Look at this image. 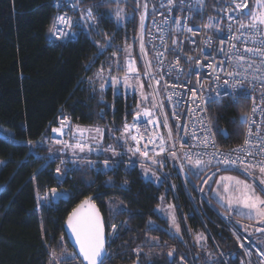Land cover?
I'll return each instance as SVG.
<instances>
[{"label":"trees","instance_id":"trees-1","mask_svg":"<svg viewBox=\"0 0 264 264\" xmlns=\"http://www.w3.org/2000/svg\"><path fill=\"white\" fill-rule=\"evenodd\" d=\"M52 2L0 0V124L13 133L12 139L0 135L4 160L0 166V264H82L77 254L73 256L63 225L72 208L91 195L105 219L109 255L104 264H129L136 259L141 264H200L202 254L194 249L190 229L207 234L208 249L224 259L217 264H239L237 238L192 190H178L188 227L180 236L171 233L166 219L156 212L165 185L145 180L139 166H129L125 156L110 159L113 167L107 170L83 162L72 164L63 174L56 172L60 159L48 154V145L35 141L58 115L68 114L82 126L101 124L110 129L138 112L134 94L116 93L110 84L102 88L88 80L97 68H114L116 54L120 69L125 48L136 41L138 17L130 9V16L117 23L111 1L81 0L80 6L92 7L100 32L87 33L84 26H77L81 18L75 14L76 37L60 41L50 37L55 16ZM248 107L244 97L210 103V123L220 146L242 140L241 115ZM111 130L116 135L112 142L119 148L120 135ZM53 188L67 195L39 204L37 193Z\"/></svg>","mask_w":264,"mask_h":264},{"label":"built area","instance_id":"built-area-1","mask_svg":"<svg viewBox=\"0 0 264 264\" xmlns=\"http://www.w3.org/2000/svg\"><path fill=\"white\" fill-rule=\"evenodd\" d=\"M80 2L81 0H79L78 6L74 8L72 5L75 0H53L54 18L58 15L71 17L73 24L70 31L78 33L74 18L75 14H78L80 18H84L81 19V22L85 31L90 33ZM142 2L144 5L147 4V9L143 7L145 18L140 36V44L143 45L142 57L145 61L146 70L149 71V81L154 89L153 92L159 96V106L141 109L139 111L141 116L138 120H135L133 116L131 120L124 121L121 125H112L110 129L117 131L120 136L124 135L123 142L126 151H128L129 148L134 150L137 143L123 133V127L125 123L130 126L136 125L130 131L133 135L138 136L141 152L134 155L133 152L128 151L129 156L136 161L147 162L161 158L168 163L172 159L176 164H180L182 161L189 162V159L185 157L187 154L191 163L201 159L206 165L213 167L243 170L239 162L237 165H231L224 164L223 160L243 156L242 153H234L231 150L244 144L249 125L245 123L244 136L239 143L225 147L220 146L216 136H214L208 107L213 100L230 98L232 101H237L244 97L249 101L247 114H251L254 104L264 108V97L261 95L264 92V80L254 78L264 76V68L256 71L261 57L244 52L245 47H260V45L251 40L244 42L243 38L230 40L234 35L240 34L237 21L247 23L249 20V15L246 14L250 11L249 0H235V3H247V7L240 9H236L233 0H203L202 10L199 12L196 11L197 7H200L197 0H183V5H181L180 0H175L171 6H168V0H142ZM162 4L164 7L161 6ZM229 16L234 19L229 21ZM209 17L214 18L211 23L216 27H205L209 23ZM230 24L231 29L229 28ZM56 27L63 28L64 26L58 24ZM186 28H192L193 31L188 32ZM241 31H244L246 36L251 35L247 30ZM50 37L62 41L74 39L76 36L56 39L51 34ZM221 40L225 41L224 44H221ZM205 41L208 43L206 44ZM233 43L239 49V53L231 47ZM219 49H223V51H219ZM158 53H162V55L158 56ZM238 54L254 60L253 67L248 68L247 63L243 67H238L236 64ZM115 56L117 65L119 63L117 54ZM189 57L191 59H188ZM129 60L135 61L134 67L138 70L137 60L128 55L124 57L120 65V72L124 75ZM210 64L215 66V71L208 66ZM99 70L100 68L94 70L88 78L90 84H98L102 81L103 75L102 77L96 75ZM230 72H239L242 75H227ZM117 74L118 72L115 71L112 77H117ZM135 75L130 74L129 78ZM225 80L228 81L227 90L230 93L228 95L224 94ZM237 81L244 85L249 93L247 96L240 94L239 89L232 87ZM110 85L115 92L116 83L110 81ZM193 91H195V97ZM145 109L150 112L149 116H143ZM165 117L167 118V126L164 123ZM253 118L257 124H260L261 120L264 119V113L258 110ZM62 120L67 126L63 127L61 132L54 133L52 129H60ZM148 121L152 122L148 123ZM171 122L174 127L171 126ZM77 124L70 115L60 114L57 116L55 124L35 142L58 148L60 151L75 149L66 145H74L80 142L75 136L74 127ZM137 128H139V133ZM169 131H171V138H169ZM252 131L256 132L255 125L252 126ZM261 134L264 135V125H261ZM150 137H155L154 142L148 143L145 149L144 145ZM160 137H163L164 152H160ZM205 140L208 141L207 146L202 143ZM256 143L253 139V144ZM144 151L148 152V157L141 154ZM249 151L258 152L259 148L250 147ZM172 153H175V156ZM258 159H264V156L254 157L250 162L255 164ZM209 160L211 163H207ZM245 161L246 163L249 162L247 157H245Z\"/></svg>","mask_w":264,"mask_h":264},{"label":"rangeland","instance_id":"rangeland-1","mask_svg":"<svg viewBox=\"0 0 264 264\" xmlns=\"http://www.w3.org/2000/svg\"><path fill=\"white\" fill-rule=\"evenodd\" d=\"M106 1V0H105ZM113 3L110 11L116 19V22H124V20L129 15V10H136V15L138 17V31L137 38L134 43H130L127 46L126 54L124 57L130 55L135 57L138 65V78L137 75L130 77L127 82L124 81V74L120 72V69L114 65V68H103V78L102 81L98 82L103 86H109L111 77L114 75L115 71L118 72L117 77L120 81L116 83L115 92L119 93H128L130 95L134 94L137 98L136 107L137 111H140L144 108H154L159 106V96L154 93V89L149 81V74L145 75L146 70L145 61L143 60V50L141 48V15L143 14L144 3L142 0H108ZM251 5V0H249V6ZM83 16L86 19L87 27L90 28L94 34L100 32L98 19L94 16V11L92 7H82ZM88 9L92 10L94 16L93 20H88L86 13ZM117 10L120 11L119 19L116 16ZM255 10V2L252 5L251 9ZM135 13V12H134ZM130 16V15H129ZM114 61L115 58L113 57ZM116 62V61H115ZM101 69V68H100ZM141 84L143 87H141ZM151 85V86H149ZM147 97L145 99L144 97ZM136 114V113H135ZM134 114V115H135ZM77 126L83 129H87L81 135L76 131ZM100 128L103 130V138H100V135L94 131V129ZM75 136L78 141L85 144V150L81 152L79 149H72L69 151H57L56 149L49 146L48 154L53 158H59L60 163L59 167L63 174L71 165H79L80 163L92 162L91 165H96L98 169H105V161L108 162V165L113 167V163L120 157H126L129 166H139L140 173L145 180H151L157 185L164 184L162 195L160 197V202L156 207V212L158 217L166 219L169 231L174 235H181V232L184 226L187 225V216L185 212L180 209V200L178 193L179 188L189 192L190 190L194 191L197 194L198 198L204 203L208 204L211 209L217 214L220 215V218L223 220L227 229L230 230L233 236L237 238V257L239 259V264H264V222L256 219L255 217L249 218L246 209L236 208L233 206L229 208L227 204V193L223 190L224 184H232L231 181L221 180V177L233 176L237 177L240 180H244L250 184H253L256 189V193L264 197V192L261 191L260 181L264 179V174L259 172V169H249L251 175L244 172L241 169H231L229 167H213L211 165H204L197 167L195 163L183 162L176 164L171 159L168 162L162 160L161 158L148 160L147 162L133 160L128 151H126L125 144L123 139H117L120 146L119 148L115 146L112 142L113 132L110 129H107L105 125H89L82 126L80 124L75 125ZM0 135L12 139V131L9 130L4 125L0 124ZM121 137V136H120ZM117 138V137H116ZM45 145V144H44ZM47 146V145H45ZM109 146L118 153L119 155H113L112 151H104L108 149ZM48 147V146H47ZM91 148L92 151H88V148ZM118 150V151H117ZM57 156V157H56ZM124 157V158H125ZM122 158V159H124ZM110 159L114 161H110ZM4 160L0 158V166L3 164ZM1 168V167H0ZM111 168V167H110ZM108 168V169H110ZM150 170V171H148ZM147 171L148 177H145V172ZM155 173V176L152 174ZM167 177V179H166ZM159 178V179H157ZM166 180V182H165ZM207 181V183H205ZM57 190V189H56ZM57 192L59 196L56 197V200L60 197H65L67 195L66 191L58 189ZM47 198V199H45ZM224 198V199H222ZM37 199H39V204L48 203L52 201L51 190L46 191L44 194L37 193ZM169 205L173 206L169 208ZM175 214L176 223L179 225V233L176 232L175 228L171 223V215ZM261 229V230H257ZM190 238L192 240L195 251L197 255L202 254V258H199L200 264H217L220 260H224L221 257L222 254H216L215 251L212 253L207 246V234L203 231H191ZM204 237V239H199V237ZM154 242L153 239H150ZM243 245V246H241ZM206 250L208 258L203 256V251ZM75 264V263H73Z\"/></svg>","mask_w":264,"mask_h":264},{"label":"snow or ice","instance_id":"snow-or-ice-1","mask_svg":"<svg viewBox=\"0 0 264 264\" xmlns=\"http://www.w3.org/2000/svg\"><path fill=\"white\" fill-rule=\"evenodd\" d=\"M175 0H168V6L173 5ZM79 3V0H75V3H73V7H77ZM181 5H183V0H180ZM233 3H235V0H233ZM197 4L200 7H197L196 11H201L202 6H203V0H197ZM59 6V4H57ZM164 7V5H161ZM145 9H147V4L144 5ZM236 9H240L241 7H247V3L245 2L244 4L240 3H235ZM169 10H171L169 8ZM191 10V9H190ZM249 15V20L247 23L237 21L239 24V35H234L233 37L230 38V40H241L243 38L244 42H247L249 40L253 41L254 43H258L260 47H245L244 52L251 53L253 56H259L261 57L260 64L257 65L256 71H260L262 68H264V0H255V10H250L248 13ZM87 19L88 20H93L94 21V16L92 14V10L88 9L86 13ZM116 16L119 19L120 17V11L117 10ZM144 15H141V27L143 28V20H144ZM82 20L84 19L83 17L81 18ZM214 18L209 17V23L205 25V27L212 28L216 27V25H213L211 21ZM229 21H232L234 18L232 16L228 17ZM63 25V28H57L56 25ZM73 21L71 17H68L67 15H58L54 18L53 24L49 29V32L56 38H68L69 36H76L77 33L71 32V27H72ZM177 24H179V21H177ZM77 26L83 27V24L78 21ZM229 28L231 29V24L229 25ZM188 32H192V28H186ZM241 30H247L248 32L251 33V35H244V31ZM195 34V33H193ZM259 37V39H258ZM163 39V37H161ZM210 39V38H209ZM225 41L221 40V44H224ZM110 43V41H109ZM175 43V41H173ZM207 44L208 41H205ZM231 47L234 49L235 52L239 53V49H237L236 45L233 43L231 44ZM103 48V46H102ZM141 48L143 50V45H141ZM219 51H223V49H219ZM115 55V54H113ZM158 56L162 55V53H158ZM188 59H191L189 57ZM247 63L248 68H252L253 64L255 63L254 60H251L250 58H246L242 54H238L236 56V64L238 67H243L244 64ZM135 61L129 60L127 62L126 70H125V75H124V81L127 82L129 79L130 74H136L138 78V70L134 67ZM119 66V65H118ZM150 67V64L148 65ZM209 67H212L213 70L215 71V66L214 65H208ZM171 70V69H170ZM104 72V69L101 68L96 75L98 77H102ZM149 73L146 71L145 75H148ZM229 76H239L242 75V73L239 72H230L227 73ZM257 79L264 80V76L261 77H254ZM217 80H219V77H217ZM111 82L112 83H119L120 81L118 80L117 77H111ZM159 83V81H157ZM227 85L228 81H224V89H225V95L230 94L229 91L227 90ZM151 86V85H149ZM103 88V85H101ZM141 87L143 85L141 84ZM234 89H239L240 94L247 96L249 93L248 91L244 88V85L237 81L233 86ZM262 97H264V92H262ZM193 96L195 97V91H193ZM147 99V97H144ZM209 99H212V97H209ZM260 111L261 113H264V108H261L259 105L254 104L253 108L251 110V114L244 113L241 115V122L246 123L249 125L246 134H245V139H244V144L241 146H238L235 149H232L231 151L234 153H242L243 156H237L236 159H230L226 158L223 160L224 164H231V165H237V162H239V165L243 167V170L245 173L251 175V172L249 169H255L258 168L259 172L261 174H264V159H258L256 160L255 164L251 163L250 161L257 156H264V135L261 134V125H264V119L261 120L260 124H257L256 120L253 118L254 114L257 111ZM150 112L145 109L143 110V116H149ZM141 116V112L136 113V117L134 119H138ZM152 121H148V123H151ZM165 126H167V118L165 117L164 120ZM256 126V132L254 133L252 131V126ZM67 125L64 123V121H61V128H53L52 131L54 133L56 132H61L63 127H66ZM136 127L135 124L129 125L127 123L124 124L123 127V133L127 134V136L132 140L137 143V147L133 150L132 148H129L128 151L133 152L135 155L136 153L141 152V148L139 147V138L137 135H133L130 131L131 128ZM137 132L139 133V128L136 129ZM76 131L79 132L81 135L87 129L80 128L77 126ZM96 133L100 135V138H103V130L100 128L94 129ZM158 135V134H157ZM124 135L122 134L121 137H118V139H124ZM142 138V137H141ZM169 138H171V131H169ZM155 137H150L148 142L144 145L145 149L147 148L148 143H153ZM253 139L257 142L255 145L253 144ZM161 143H160V152H164L165 148L163 145V137H160ZM127 142V141H125ZM31 143V142H29ZM66 143V142H65ZM206 146L208 144V141H203ZM68 147H73L76 149H79L81 152L85 150L86 145L77 142L74 145H66ZM250 147H258L259 151L258 152H252L249 151ZM88 151H92V149L89 147ZM104 151H112L113 155H119L116 153L111 146H109L108 149H104ZM143 156L148 157V152L144 151L141 153ZM173 156H175V153H172ZM185 157L189 159V162L191 163L190 158L185 154ZM245 157L248 158L249 162L246 163ZM89 165H91L92 162H88ZM207 163H211V160H209ZM195 165L197 167H201L205 165V162L202 161L201 159H197L195 161ZM112 166L108 165V162L105 161V169H108ZM150 171V170H148ZM56 172L59 174L61 172L60 168L56 169ZM155 176V173L152 174ZM145 177H148L147 171L145 172ZM159 179V178H157ZM221 180H226V181H231L233 182L232 184H224L223 185V190L225 193H227V204L229 208H232L235 206L236 208H242L247 210V215L251 219L255 217L256 219L264 222V197L258 195L256 193L255 186L253 184H250L244 180H240L237 177L233 176H228V177H221ZM207 183V181H205ZM261 191L264 192V179L260 181ZM51 196H52V203L55 202L56 197L59 196V193L55 188L51 190ZM47 199V198H45ZM224 199V198H222ZM173 206L169 205V208H172ZM151 224V222H149ZM171 223L173 227L175 228L176 232L179 233V225L176 223V217L175 214L173 213L171 215ZM67 225L71 229L73 235L76 238V243L79 245V255L83 257V260L87 262V264H104L105 258L109 255L106 251L105 248V237H104V225L103 221L100 217L99 211L96 209L95 205L90 202V198L86 199L81 202L80 205L77 206V208L73 209V211L69 214L67 218ZM113 230L116 229L115 225H112ZM258 231L261 229H257ZM199 239H204V237H199ZM243 246V245H241ZM139 251V250H137ZM174 251V250H173ZM169 256L172 255V252L170 251ZM76 254L73 253V256ZM55 258V257H53Z\"/></svg>","mask_w":264,"mask_h":264},{"label":"water","instance_id":"water-1","mask_svg":"<svg viewBox=\"0 0 264 264\" xmlns=\"http://www.w3.org/2000/svg\"><path fill=\"white\" fill-rule=\"evenodd\" d=\"M133 116H134V118H135V117H136V114L133 115ZM139 118H140V117H139ZM139 118H138V119H139ZM138 119H135V120H138ZM89 198H90V202H91L92 204H94L95 207H96V209L99 211L100 217H101V219H102V221H103V225H104V237H105V248H107V243H108V242H107V230H106V225H105V219H104V216H103V213H102L101 209H100L99 206L97 205V203H96V201H95L93 195H91V196H87L86 198H84L83 200H81V202L84 201V200H86V199H89ZM81 202H79L74 208H72V210L70 211V213L73 211V209L77 208V206L80 205ZM70 213H69V214H70ZM69 214H68V216H69ZM68 216L65 218V220H64L65 222H64V225H63V228H64V232H65V234H66L67 241H68V243H70V245L73 247V249H74V251H75V254H77V256L79 257L81 263H82V264H87V262L83 260V257H82L81 255H79V245L76 243V238H75V236L73 235L71 229H70V228L68 227V225H67V218H68ZM128 263H129V264H141L140 261H139L138 259H136V260H134V261H132V262H128Z\"/></svg>","mask_w":264,"mask_h":264},{"label":"crops","instance_id":"crops-1","mask_svg":"<svg viewBox=\"0 0 264 264\" xmlns=\"http://www.w3.org/2000/svg\"><path fill=\"white\" fill-rule=\"evenodd\" d=\"M182 163H183V161H182Z\"/></svg>","mask_w":264,"mask_h":264}]
</instances>
